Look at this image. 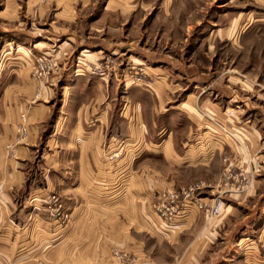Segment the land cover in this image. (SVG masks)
<instances>
[{"label": "rangeland", "instance_id": "rangeland-1", "mask_svg": "<svg viewBox=\"0 0 264 264\" xmlns=\"http://www.w3.org/2000/svg\"><path fill=\"white\" fill-rule=\"evenodd\" d=\"M18 1L49 9L33 19L22 4L0 19V110L12 107L23 133L25 108L48 105L42 143L15 161L30 179L45 171L55 188L0 195V242L44 243L61 259L22 264H264V0ZM23 67L25 86L15 83ZM62 72L103 78L93 97L119 124L111 131L124 133L87 175L82 147L63 150L58 165L54 140L45 145L55 138ZM163 85L164 101L154 95ZM164 125L169 137L158 133ZM196 184L189 226L161 230L157 210L180 215L182 189ZM224 208L233 215L217 227Z\"/></svg>", "mask_w": 264, "mask_h": 264}, {"label": "crops", "instance_id": "crops-1", "mask_svg": "<svg viewBox=\"0 0 264 264\" xmlns=\"http://www.w3.org/2000/svg\"><path fill=\"white\" fill-rule=\"evenodd\" d=\"M91 1L92 0H66L65 6H85L89 5ZM110 3L111 0H106L103 3V8L110 5ZM22 4L23 3H19L18 0H4L3 2H0V19L9 20V18L13 16V13H16L17 7ZM56 4L57 0H54L53 6ZM23 5L25 8V10H23V16L26 17L28 14H33V19L41 18V16H43L49 9L48 5L37 6L29 1H26V3ZM35 15L38 16L34 17ZM37 23H39V21H37ZM43 23H45V21ZM64 43L65 42L62 44ZM8 44L10 43H6V45ZM37 44L41 45L43 43L38 41L36 45ZM10 48L12 49L11 45ZM17 49L22 50L24 47L18 45L16 50ZM25 69L26 67H23L21 77L19 80L15 81V83L20 82L21 86H25L28 84V82L32 83L29 78V71H26ZM61 69H63V67H61ZM62 73L58 78H55V82H57L60 86V94L62 96L60 99L61 103L59 105L58 113H56L55 124L50 133V136H54L55 138H52V140L48 139L45 145L49 147L51 141L54 140L55 151L59 152V158H57L58 165L61 163L60 154L63 150H80L82 147L84 152L81 155V159L84 162L87 175L90 171L91 173L94 171L93 167H99L100 165L105 164V153L107 149H109L111 139H117L124 133L120 132L119 130L111 131V127L118 129L119 124L110 123V116L107 112V107H102L103 102L100 100L102 96L99 95L98 98L93 97V89L96 87V85L103 86V81L101 80L103 78L98 79L99 81H95L91 76L86 74L82 75L78 73ZM15 83L13 81L9 86L13 87ZM161 88V90L154 92V95H156V97L161 96L163 101L167 100L171 90H169L165 85H163ZM79 97H84V99H79ZM49 111L50 108L44 102L40 103L39 105H29L27 108H25V117L22 120L23 133H17V131H15V125L17 121L19 122V118L18 115L14 114L15 112L13 111V108L5 106L4 113L0 110L1 196L7 197V195L12 194L14 197L15 195L13 191L20 189L23 186H26V188L28 186V189H26L27 194H34V196L40 198L49 192L51 193L53 191L52 189L55 188L51 186L52 180L50 177H47L45 171H43L42 177L30 179L24 175L23 170H21L19 166L20 162L28 159L31 155V152L37 150L38 146L42 143L44 138L43 129L45 126V121L48 119ZM153 120L154 119H151V121ZM137 125L138 127L140 126L138 123L133 124L132 127L128 125L129 134L132 133L133 135H136L137 132L135 129L137 128ZM163 128L158 133H166V136L169 137L170 132H167L165 125ZM63 135H66L67 137H64ZM138 136V139H140L141 137L139 134ZM8 150H11L15 153L16 159L8 157ZM15 160H19L20 162ZM138 160L139 159L135 157L128 164L130 166L132 164L135 165L138 163ZM129 165L126 167L128 168ZM126 171L127 169L123 170L122 173L118 175L120 176L119 179L122 180L124 178ZM53 185L55 186L54 182ZM148 206L144 208L145 210L140 209L139 212L141 213L143 211L142 213L145 214L147 209H149ZM12 211V215L19 214L18 211ZM27 212L28 214H32L30 211ZM195 213L192 215V218L190 217V221H188V219H190L189 217L187 220H180L174 229L181 230L183 228H187L192 219L195 217ZM3 215L5 219L8 220V222H13L12 219L14 217L10 219V211H6ZM231 215H233L231 211L228 210V208H224L223 212L217 216V220L214 219L217 223V227L220 225L223 226V224L227 223ZM206 231L207 228L203 229V233ZM202 239L203 240L201 242H205V239ZM26 243L27 242H0V257L8 263L11 262L17 264H22L26 261L32 263L37 261L38 263H41L47 261L46 259H48L50 262H61L60 256H57L56 254L52 255L47 253L46 255L45 247L48 245L44 243L40 244V242H37L36 244L33 242L29 245ZM30 246L31 248H29ZM35 247L36 249H33Z\"/></svg>", "mask_w": 264, "mask_h": 264}, {"label": "built area", "instance_id": "built-area-1", "mask_svg": "<svg viewBox=\"0 0 264 264\" xmlns=\"http://www.w3.org/2000/svg\"><path fill=\"white\" fill-rule=\"evenodd\" d=\"M200 187H201L200 184H196V185L188 186L185 189H182L183 199L185 200V203L188 202L186 200H192L193 194ZM189 204L190 203L188 202L185 205H183L185 207L181 208L182 210L180 211L181 212L180 215H179V212L176 215L172 214V212H168L167 213V211H168L167 208L158 209L157 211L160 213V215L164 216V218L162 219L163 222L160 224L161 225V230L173 229L179 223L180 220H185L189 216V214L191 213V208L193 206V205L191 206ZM199 206H201V204H199ZM217 207H218V204H214L213 205V209H212L213 213L217 212ZM167 214H169L170 216H167Z\"/></svg>", "mask_w": 264, "mask_h": 264}]
</instances>
